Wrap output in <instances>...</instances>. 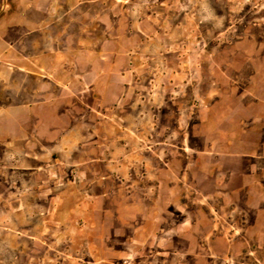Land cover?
Segmentation results:
<instances>
[{
  "label": "rangeland",
  "instance_id": "obj_1",
  "mask_svg": "<svg viewBox=\"0 0 264 264\" xmlns=\"http://www.w3.org/2000/svg\"><path fill=\"white\" fill-rule=\"evenodd\" d=\"M23 104L0 264H264V0H0Z\"/></svg>",
  "mask_w": 264,
  "mask_h": 264
},
{
  "label": "crops",
  "instance_id": "obj_2",
  "mask_svg": "<svg viewBox=\"0 0 264 264\" xmlns=\"http://www.w3.org/2000/svg\"><path fill=\"white\" fill-rule=\"evenodd\" d=\"M29 105L9 107L0 118L5 127V132L0 133V142L7 148L5 154L13 155L16 162L23 160L22 156L27 153L28 144L36 141L32 139L33 135L29 134L31 128L35 130L32 125L35 122V110Z\"/></svg>",
  "mask_w": 264,
  "mask_h": 264
}]
</instances>
